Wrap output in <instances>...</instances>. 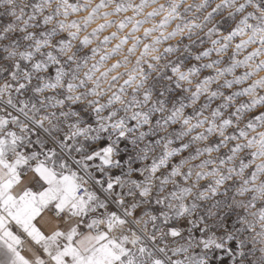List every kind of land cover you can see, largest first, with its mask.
<instances>
[{
  "label": "snow or ice",
  "instance_id": "1",
  "mask_svg": "<svg viewBox=\"0 0 264 264\" xmlns=\"http://www.w3.org/2000/svg\"><path fill=\"white\" fill-rule=\"evenodd\" d=\"M0 264H264V0H0Z\"/></svg>",
  "mask_w": 264,
  "mask_h": 264
}]
</instances>
